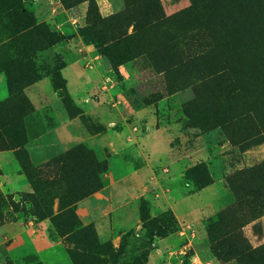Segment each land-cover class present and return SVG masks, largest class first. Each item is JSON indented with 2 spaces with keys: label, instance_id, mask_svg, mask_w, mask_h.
Listing matches in <instances>:
<instances>
[{
  "label": "rangeland",
  "instance_id": "obj_1",
  "mask_svg": "<svg viewBox=\"0 0 264 264\" xmlns=\"http://www.w3.org/2000/svg\"><path fill=\"white\" fill-rule=\"evenodd\" d=\"M243 1L0 0V101L28 99L40 173L0 150V264H264V4Z\"/></svg>",
  "mask_w": 264,
  "mask_h": 264
},
{
  "label": "trees",
  "instance_id": "obj_2",
  "mask_svg": "<svg viewBox=\"0 0 264 264\" xmlns=\"http://www.w3.org/2000/svg\"><path fill=\"white\" fill-rule=\"evenodd\" d=\"M261 5L264 4V0H259ZM246 2L254 3L255 0H244L240 6V12L238 15H243L248 9L254 10L253 7H244ZM235 13V10H233ZM230 10H227V14L231 15ZM230 28V26H229ZM256 52V55L251 56V60L256 57H260V53ZM254 64V63H253ZM8 89L12 91V85L7 80ZM19 106V107H18ZM28 108V99L23 96H19V99L12 97L10 94L9 97L0 101V150L1 149H16V154L18 160L20 161L24 172L32 180V183L35 184V178L40 175L37 171V167L32 163L30 157L28 156V151L26 150V145L28 143V134L25 131L23 126L22 118L24 113ZM72 196V195H70ZM29 200L31 196H28ZM53 194L46 193L44 197L38 198L34 203L37 205L36 208L42 209V214L51 215L53 212ZM84 196H73L75 201L83 199ZM44 205V207H42ZM39 212V211H37ZM40 264V263H37Z\"/></svg>",
  "mask_w": 264,
  "mask_h": 264
}]
</instances>
